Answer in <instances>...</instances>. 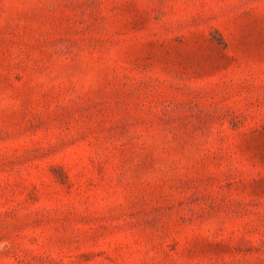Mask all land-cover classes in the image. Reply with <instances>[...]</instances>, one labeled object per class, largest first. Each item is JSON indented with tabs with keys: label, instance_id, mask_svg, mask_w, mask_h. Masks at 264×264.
Wrapping results in <instances>:
<instances>
[{
	"label": "rangeland",
	"instance_id": "obj_1",
	"mask_svg": "<svg viewBox=\"0 0 264 264\" xmlns=\"http://www.w3.org/2000/svg\"><path fill=\"white\" fill-rule=\"evenodd\" d=\"M0 264H264V0H0Z\"/></svg>",
	"mask_w": 264,
	"mask_h": 264
}]
</instances>
